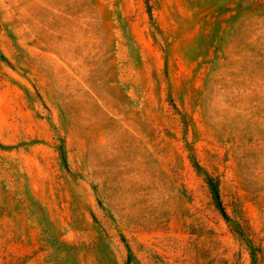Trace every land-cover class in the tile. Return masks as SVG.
Returning a JSON list of instances; mask_svg holds the SVG:
<instances>
[{
    "label": "rangeland",
    "instance_id": "rangeland-1",
    "mask_svg": "<svg viewBox=\"0 0 264 264\" xmlns=\"http://www.w3.org/2000/svg\"><path fill=\"white\" fill-rule=\"evenodd\" d=\"M0 264H264V0H0Z\"/></svg>",
    "mask_w": 264,
    "mask_h": 264
}]
</instances>
